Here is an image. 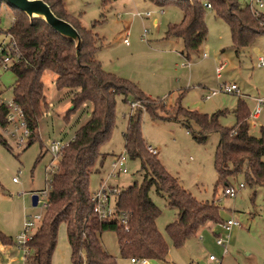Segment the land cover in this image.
Segmentation results:
<instances>
[{
    "label": "rangeland",
    "instance_id": "obj_1",
    "mask_svg": "<svg viewBox=\"0 0 264 264\" xmlns=\"http://www.w3.org/2000/svg\"><path fill=\"white\" fill-rule=\"evenodd\" d=\"M261 1L262 7L251 5L255 11L264 14V0ZM63 2L70 17L96 35L95 57L103 70L135 83L145 95L164 102L166 110L158 109L159 114H173L171 106L177 104L207 114L224 110L218 122L231 127L236 122L233 109L238 100L243 99L251 113L248 118L250 133L259 135L260 127H264V103L257 118L252 117V112L253 98H264V65H257L259 57L264 58V33L256 35L247 46L235 52L228 24L217 17L212 8L205 7L206 39L186 59L180 53L182 40L165 37L168 26L183 18L181 8L175 4L159 7L148 0ZM238 2L241 6L250 5L249 0ZM147 11L150 12L148 17L144 16ZM16 14L15 9L1 3L0 43L9 42L6 30ZM124 38L127 44L123 42ZM41 79L46 104L38 121V137L25 148L27 138L19 145L9 130L0 127V136L7 142V146L0 142V231L12 239L11 245H4V248L0 245V264H23L26 258L16 240L23 231L24 215L44 211L41 206L44 196L39 197L36 206L32 205L31 196L46 187L47 178H50L46 168L57 165L58 158H53L49 146L53 141H69L80 125L90 118V103H84L65 118L72 107L69 89L56 88L52 71H44ZM14 82V72L10 68H0V99L12 101ZM233 83L238 92H218L206 98L219 85ZM130 103V99L123 101L121 95L116 98L114 125L109 139L100 147L104 159L102 163L97 161L96 170L89 176L90 192L98 189L101 180L107 178L115 155L124 150L123 133L130 112H134ZM17 133L19 136L21 130ZM141 133L145 142L157 149V157L167 172L186 191L198 201L218 205L224 221L234 219L241 224L228 231L222 224H212L199 230L182 246L175 247L165 227L176 219V210L168 205L165 196L151 188L150 197L160 210L156 226L165 237L169 251L166 262L149 259V264H213L208 256L213 254L220 258L223 254L222 247L216 244V234L225 240L228 249L223 264H264V185L250 186L243 175L238 174L228 180V185L237 189L236 195L223 194L224 185L217 183L214 168L218 133L211 132L205 142L198 143L177 120H154L145 110L141 113ZM126 167V174L112 176L108 183L121 190L134 181H142L139 159L128 156ZM240 183L244 187L239 188ZM101 241L105 250L116 257L117 264H129V260L119 254L115 231L102 232ZM51 264H72L63 224L58 227Z\"/></svg>",
    "mask_w": 264,
    "mask_h": 264
},
{
    "label": "trees",
    "instance_id": "obj_2",
    "mask_svg": "<svg viewBox=\"0 0 264 264\" xmlns=\"http://www.w3.org/2000/svg\"><path fill=\"white\" fill-rule=\"evenodd\" d=\"M44 1L58 17L78 30L82 44L76 52L74 42L61 36L44 20L29 18L12 8L17 14L6 34L16 41L17 52L9 68L15 74L12 100L22 108L30 131L25 148L38 137V121L46 104L41 79L44 71L55 74L57 89H69L72 108L65 118L84 103H90L92 107L90 118L80 125L57 157V165L48 181L50 188L43 217L24 244L27 249L25 264H51L61 224L66 229L72 264H117L116 257L102 245L101 234L106 230L115 231L122 258L144 257L166 262L169 247L156 226L160 210L150 197L151 188L158 195L165 196L168 205L176 210V219L165 227L175 247L182 246L208 223L221 224L224 220L218 205L196 200L167 172L157 157V151L152 153L147 149L149 145L141 133L142 111L148 112L154 120H177L198 143L205 142L209 133L217 132L219 140L214 153V168L217 183L224 186L228 185L229 177L238 174H242L250 186L264 185V127H260L258 136L250 133V110L243 99H239L233 109L236 122L231 127L218 122L224 110L207 114L177 104L171 106L173 114H159L158 109L166 110L164 102L145 95L135 83L103 70L95 57L98 48L96 35L70 17L63 0ZM149 1L159 7L175 4L181 8L182 20L170 24L165 37L182 40L180 53L186 59L206 39L205 4H210L216 16L228 24L235 52L247 46L256 35L264 33V14L252 10L249 5L241 6L238 0ZM119 95L125 102L130 99L139 103L129 114L123 138L128 156L140 160L143 172L141 182L134 181L119 189L116 196L117 211L129 212L126 227L114 219L97 217L92 211L89 189V176L96 170L97 161L102 163L104 159L100 147L110 137ZM7 112L5 104L0 103V127L7 123ZM0 142L7 146L1 136ZM0 243L11 245L12 239L0 231Z\"/></svg>",
    "mask_w": 264,
    "mask_h": 264
},
{
    "label": "built area",
    "instance_id": "obj_3",
    "mask_svg": "<svg viewBox=\"0 0 264 264\" xmlns=\"http://www.w3.org/2000/svg\"><path fill=\"white\" fill-rule=\"evenodd\" d=\"M249 7L254 10L253 6L251 4H255L259 7L263 6V3L261 0H249ZM206 7L210 8V4H205ZM162 12V10H160ZM150 15V12L147 11L144 13V16L148 17ZM146 30L144 29V35ZM9 37V42H2L0 44V68L2 69H8L15 61L16 52H17V46L16 41L7 34ZM124 43H127V39H123ZM264 60L263 57H259L258 59V66H263ZM221 70V66L217 68V71L219 72ZM218 92H238V87L236 84H223L219 85L218 88L211 90V92L206 95V98H209L211 95H214ZM256 105L252 112V117L257 118L258 114L260 112V105L264 102L263 98H255ZM0 103L5 104L7 107V116L6 120L7 123L4 126L5 130L10 131V135L14 136L17 139V144L21 145L23 144L24 138H28L30 131L27 127V124L24 119V114L22 111V108L15 103L13 100L9 102H5L2 99H0ZM139 105L138 102H131L130 106L131 109H135ZM7 126V128H6ZM10 126V127H9ZM19 130H21V134L18 136ZM67 142L62 141H53L51 145L49 146V151L52 154L53 158L59 157L61 153L63 152L65 146L68 144ZM147 149L152 152L156 153V149L148 146ZM128 154L126 150L124 149L120 154L115 155V158L111 164V169L107 175V178L104 180H101V183L93 192H90V200L92 203V211L97 215L99 219L102 220H116L119 224L123 226H127L128 223V217L129 212L128 211H117L115 201L116 196L119 192V189L117 186H112L108 183V179L112 176L119 175V174H126L128 172L126 167ZM53 167L50 166L49 168H46V171H48V174H51L53 171ZM15 180V179H13ZM49 178H47L46 181V187L36 192L37 194V204L39 203V197L44 196L45 201L42 202L41 206L43 207V210H45V207L47 206V196L49 192L50 185L48 183ZM244 187L243 183L239 184V188ZM35 193V192H34ZM33 193V194H34ZM237 193V189H235L231 185L224 186L223 194L227 195L229 197H234ZM43 212L41 213H35V214H26L24 215L23 220V231L17 236V242L16 245L19 246L23 252H25L24 257H26L27 249L24 247L25 242L31 237L32 233L35 231L38 223L41 221L43 217ZM222 224V228L226 231H228L233 226H241L240 222L234 219H227ZM216 244L221 246L223 249V254L220 258L216 257L213 254H210L208 256V259L213 264H223V256H225L228 253L227 245L225 244V240L217 236L216 237ZM129 262L132 264H148V259L144 257H130Z\"/></svg>",
    "mask_w": 264,
    "mask_h": 264
},
{
    "label": "water",
    "instance_id": "obj_4",
    "mask_svg": "<svg viewBox=\"0 0 264 264\" xmlns=\"http://www.w3.org/2000/svg\"><path fill=\"white\" fill-rule=\"evenodd\" d=\"M2 2L11 8L25 13L29 18H40L44 20L61 36L72 40L75 44L76 52L79 51L82 39L78 30L70 22L58 17L44 0H0V4ZM37 199V194L34 193L31 196L33 206L37 205Z\"/></svg>",
    "mask_w": 264,
    "mask_h": 264
},
{
    "label": "crops",
    "instance_id": "obj_5",
    "mask_svg": "<svg viewBox=\"0 0 264 264\" xmlns=\"http://www.w3.org/2000/svg\"><path fill=\"white\" fill-rule=\"evenodd\" d=\"M148 1H149V0H148ZM150 2H151V1H150ZM151 3H152V2H151ZM8 7H9V6H8ZM154 21H156V20H154ZM6 35H7V34H6ZM2 42H4V41H2ZM2 42H1V43H2ZM1 43H0V44H1ZM125 44H127V43H125ZM181 51H182V50H181ZM181 51H180V52H181ZM181 55H182V54H181ZM263 60H264V58H263ZM257 65H258V63H257ZM217 74H218V76H219L220 72L217 71ZM255 98H261V97H254V98H253V101L255 102V105H256ZM262 98H263V97H262ZM263 99H264V98H263ZM263 103H264V102H263ZM263 103H262V104H263ZM260 106H261V105H260ZM254 107H255V106H254ZM253 109H254V108H253ZM260 110H261V109H260ZM250 114H251V113H250ZM149 146H150V145H149ZM153 148H154V147H153ZM155 149H156V148H155ZM156 150H157V149H156ZM157 153H158V152H157ZM212 224H213V223H208V224L205 225L203 228H205V227H207V226H210V225H212ZM218 224H219V223H218ZM200 230H201V229H200ZM217 236H220V235H219V234H216V237H217ZM67 243H68V241H67ZM0 245H1V247L4 246V245L1 244V243H0ZM102 245H103V244H102ZM7 246H8V245H7ZM68 246H69V244H68ZM4 247H5V246H4ZM4 247H3V248H4ZM69 249H70V246H69ZM53 252H54V251H53ZM70 254H71V250H70ZM52 255H53V254H52ZM223 257H224V256H223ZM125 259H128V260H129V258H125ZM23 261H24L23 264H25V259H24ZM70 261H71V260H70ZM129 264H132V263L129 262ZM148 264H149V259H148ZM169 264H170V263H169Z\"/></svg>",
    "mask_w": 264,
    "mask_h": 264
}]
</instances>
